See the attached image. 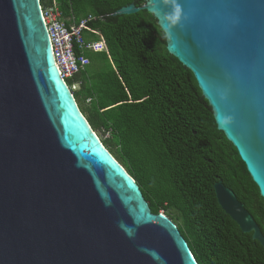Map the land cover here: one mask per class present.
I'll list each match as a JSON object with an SVG mask.
<instances>
[{
  "label": "water",
  "instance_id": "water-1",
  "mask_svg": "<svg viewBox=\"0 0 264 264\" xmlns=\"http://www.w3.org/2000/svg\"><path fill=\"white\" fill-rule=\"evenodd\" d=\"M180 2L188 18L167 49L194 74L264 198V0ZM151 8L145 0L113 16ZM68 79L51 5L0 0V264H199L104 145ZM227 114L225 128L217 117ZM214 187L264 248L245 204L222 180Z\"/></svg>",
  "mask_w": 264,
  "mask_h": 264
},
{
  "label": "trees",
  "instance_id": "trees-1",
  "mask_svg": "<svg viewBox=\"0 0 264 264\" xmlns=\"http://www.w3.org/2000/svg\"><path fill=\"white\" fill-rule=\"evenodd\" d=\"M55 2L69 22L96 17L85 37L101 32L108 51L88 53L91 64L69 86L79 83L73 93L82 112L152 211L167 210L199 264H264L263 246L222 209L214 186L222 180L231 188L263 234L264 198L194 74L169 53L153 14L113 16L145 0H41ZM101 61L104 70L90 69Z\"/></svg>",
  "mask_w": 264,
  "mask_h": 264
},
{
  "label": "built area",
  "instance_id": "built-area-1",
  "mask_svg": "<svg viewBox=\"0 0 264 264\" xmlns=\"http://www.w3.org/2000/svg\"><path fill=\"white\" fill-rule=\"evenodd\" d=\"M54 21L56 24L60 44L62 47L69 78L77 75L87 69L91 64L88 57L90 52H107L108 46L101 32L96 31L94 39H87L85 32L88 30L89 22L96 19L95 16L89 15L79 22L74 19H66L58 3L50 4ZM79 83L72 85L75 90Z\"/></svg>",
  "mask_w": 264,
  "mask_h": 264
},
{
  "label": "clouds",
  "instance_id": "clouds-1",
  "mask_svg": "<svg viewBox=\"0 0 264 264\" xmlns=\"http://www.w3.org/2000/svg\"><path fill=\"white\" fill-rule=\"evenodd\" d=\"M150 4L152 6L151 12L159 20L165 37L171 38L173 30L178 26H182L183 21L188 18L180 0H150ZM217 119L220 126L223 125L227 128L234 117L227 114L222 118L217 117Z\"/></svg>",
  "mask_w": 264,
  "mask_h": 264
},
{
  "label": "rangeland",
  "instance_id": "rangeland-1",
  "mask_svg": "<svg viewBox=\"0 0 264 264\" xmlns=\"http://www.w3.org/2000/svg\"><path fill=\"white\" fill-rule=\"evenodd\" d=\"M99 54H95L94 55V57L95 58H99ZM106 67V64L104 63V62H102L101 61V63L99 62V65L97 66V67H93V66H91L90 67V69L91 70H94L95 68H97V69H99V70H104V68ZM96 70V69H95ZM75 89H79V87L78 86H76V88ZM99 134V137L101 138V140H102V138H103V136L100 134V133H98ZM107 136H109V133L106 135V137ZM108 149V148H107ZM109 150V149H108ZM109 152H110V150H109ZM111 153V152H110ZM112 154V153H111ZM112 155H114L115 157H116V159L118 158V156H117V154L115 153V152H113V154ZM118 160V159H117ZM119 162H120V160H118ZM121 163V162H120ZM122 165V164H121ZM128 170V169H127ZM133 177V176H132ZM134 178V177H133ZM135 179V178H134ZM166 210V209H165ZM165 210H162L161 212L162 213H167V210L165 211ZM174 215H175V213L174 212H172ZM179 223L181 224V222L179 221Z\"/></svg>",
  "mask_w": 264,
  "mask_h": 264
},
{
  "label": "bare ground",
  "instance_id": "bare-ground-1",
  "mask_svg": "<svg viewBox=\"0 0 264 264\" xmlns=\"http://www.w3.org/2000/svg\"><path fill=\"white\" fill-rule=\"evenodd\" d=\"M114 157V156H113ZM116 159V158H115ZM128 174V173H127ZM129 175V174H128Z\"/></svg>",
  "mask_w": 264,
  "mask_h": 264
}]
</instances>
